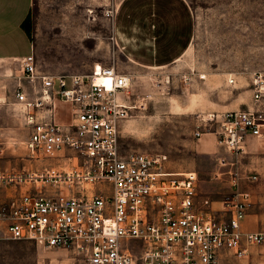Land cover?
Returning a JSON list of instances; mask_svg holds the SVG:
<instances>
[{
  "label": "built area",
  "instance_id": "2783aa9c",
  "mask_svg": "<svg viewBox=\"0 0 264 264\" xmlns=\"http://www.w3.org/2000/svg\"><path fill=\"white\" fill-rule=\"evenodd\" d=\"M20 66L27 87L16 88L13 105L23 114L24 147L32 159L60 163L0 171L1 236L67 250L85 264H219L222 253L242 259L250 247L264 246V234L241 230L250 195L239 191L237 171L228 172V216L216 219L209 200L198 194L196 173L165 172L161 156L121 155L119 127L134 110L129 76L101 64L86 75L48 76L32 56ZM252 86L258 103L264 75H254ZM55 99L68 106L69 124L55 123ZM205 126L197 139L211 137L235 160L249 139L264 135V122L252 111L227 112ZM220 164L228 165L224 159ZM130 242L142 245L137 258Z\"/></svg>",
  "mask_w": 264,
  "mask_h": 264
},
{
  "label": "rangeland",
  "instance_id": "374dc122",
  "mask_svg": "<svg viewBox=\"0 0 264 264\" xmlns=\"http://www.w3.org/2000/svg\"><path fill=\"white\" fill-rule=\"evenodd\" d=\"M121 2L32 0L24 24L34 45L30 56L38 72L48 76H52L49 72L67 67L77 68L75 75H86L100 64L113 66L129 76V100L134 110L119 127L121 155L161 156L165 158V172L196 173L201 198L213 175L219 170L229 171L235 157L222 149H213L210 140L204 141L206 137L199 142L195 133H204L206 124L227 112L252 111L264 122V96L255 103L252 86L254 75H264V0H185L194 20L193 42L178 63L163 70L137 68L117 50L112 21ZM61 75L72 74L58 76ZM229 80L233 83L229 84ZM8 92L6 87L0 98V130L15 134L9 142L0 134V171H40L46 166H58V158H30L24 147L27 137L23 114L13 105ZM54 118L57 125L70 123L68 106L57 99ZM260 144H264V135L249 139L237 156L244 173L259 175V167L264 173ZM66 154L73 155L69 151ZM221 159L228 163L226 167L221 166ZM239 174L243 177L242 171ZM220 182L213 185L219 187ZM246 184L247 190L257 197V204L264 205V192L257 189L258 182ZM224 188L219 192L230 199L233 189L229 194ZM220 209L221 204L214 206L215 211ZM127 246L135 258L140 255L139 242ZM0 264L85 263L64 249L45 250L35 242L12 241L0 235Z\"/></svg>",
  "mask_w": 264,
  "mask_h": 264
},
{
  "label": "crops",
  "instance_id": "0c3cea01",
  "mask_svg": "<svg viewBox=\"0 0 264 264\" xmlns=\"http://www.w3.org/2000/svg\"><path fill=\"white\" fill-rule=\"evenodd\" d=\"M31 9L32 0H0V98L7 87L8 96L11 101H14L13 95L16 88L19 85L27 87V83L23 80L20 61L34 51V45L24 29ZM112 22L113 39L117 50L127 63L137 68L163 70L171 67L181 60L193 42L194 20L185 0H122L114 13ZM77 72H79L77 68L67 67L49 74L55 77L62 73L73 75ZM0 134L4 135L3 138L9 142L12 140L9 138H12V134L15 133H8L3 129L0 130ZM205 140H210L209 144L213 149L220 151L219 148L217 150L211 137H206ZM259 146L264 152V144ZM236 161L232 159L233 165L230 164L231 167L228 170L238 171V173L242 171L243 177L238 182V189L241 192H247L249 184L246 183L258 182L257 189L264 192L262 168L258 166L259 175L252 173L257 178L251 183L245 179L250 174L244 173L241 160L237 157ZM229 171L214 172L209 188L207 187L206 193L201 196V199L209 200L211 211H215L216 204H221L222 209L214 212L218 218L228 216L225 213L227 208L223 207L227 195H222L219 191L226 186L224 190L231 193ZM220 181H225L222 187H220ZM216 182H220L219 187L213 185ZM248 193L251 194L249 191ZM252 195H250V206L241 223V230L244 233L264 234V212L261 211L264 205H258L257 197ZM219 264H264V246L250 247L242 259L222 253Z\"/></svg>",
  "mask_w": 264,
  "mask_h": 264
}]
</instances>
